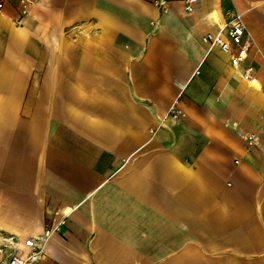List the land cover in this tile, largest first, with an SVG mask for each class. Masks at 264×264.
<instances>
[{"label": "crops", "instance_id": "obj_1", "mask_svg": "<svg viewBox=\"0 0 264 264\" xmlns=\"http://www.w3.org/2000/svg\"><path fill=\"white\" fill-rule=\"evenodd\" d=\"M20 1L0 12L5 252L50 229L38 264H264V0ZM232 12L250 83L202 40Z\"/></svg>", "mask_w": 264, "mask_h": 264}, {"label": "built area", "instance_id": "obj_2", "mask_svg": "<svg viewBox=\"0 0 264 264\" xmlns=\"http://www.w3.org/2000/svg\"><path fill=\"white\" fill-rule=\"evenodd\" d=\"M184 3V10L192 12L195 0H180ZM21 12L27 13L29 1L21 0ZM154 5L164 9L166 0H154ZM4 8V0H0V12ZM230 20L223 26L217 34H207L203 37V42L211 47L218 46L223 52L230 55L232 66L241 70V77L244 81L250 83L254 81L256 68L252 63H246L249 56L250 44L246 38V28L242 15L238 12L229 14ZM264 61V56H263ZM183 113L176 107V102L169 108L168 116L178 118ZM241 138L252 146L257 142V135L253 133L240 134ZM52 234V230L46 229L43 235L37 238H27L19 243L13 238L4 239L12 249L6 253V245L0 243V264H38L43 255V247L46 240Z\"/></svg>", "mask_w": 264, "mask_h": 264}]
</instances>
